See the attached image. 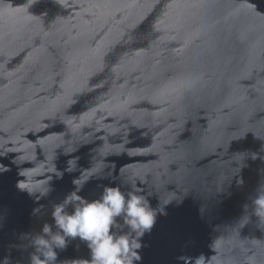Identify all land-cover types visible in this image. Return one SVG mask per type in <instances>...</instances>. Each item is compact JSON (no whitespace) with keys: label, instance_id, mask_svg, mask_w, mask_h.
Returning a JSON list of instances; mask_svg holds the SVG:
<instances>
[{"label":"water","instance_id":"obj_1","mask_svg":"<svg viewBox=\"0 0 264 264\" xmlns=\"http://www.w3.org/2000/svg\"><path fill=\"white\" fill-rule=\"evenodd\" d=\"M74 179L165 208L135 264H264V0H0V264Z\"/></svg>","mask_w":264,"mask_h":264},{"label":"clouds","instance_id":"obj_2","mask_svg":"<svg viewBox=\"0 0 264 264\" xmlns=\"http://www.w3.org/2000/svg\"><path fill=\"white\" fill-rule=\"evenodd\" d=\"M72 183L75 189L52 207L53 223L45 222L42 232L33 240L35 252L31 255V264H56V250H65L69 240L77 238L89 249L90 258L83 264H135L140 261L141 238L146 233L151 234L158 215H167L165 208L160 205L154 208L148 197L137 194L139 189L125 190L114 180L98 184L100 193L92 200L79 195L83 186L78 179ZM237 183L242 185L243 177ZM17 186L31 195L27 183L19 182ZM252 203L254 214L264 220V184L259 185ZM244 207L247 209L248 205ZM196 264H203L200 257Z\"/></svg>","mask_w":264,"mask_h":264}]
</instances>
